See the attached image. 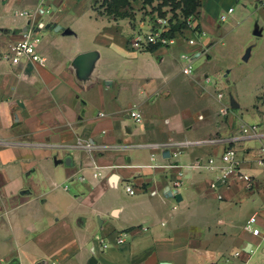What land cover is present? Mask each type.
I'll return each mask as SVG.
<instances>
[{
    "label": "crops",
    "instance_id": "0c3cea01",
    "mask_svg": "<svg viewBox=\"0 0 264 264\" xmlns=\"http://www.w3.org/2000/svg\"><path fill=\"white\" fill-rule=\"evenodd\" d=\"M93 1L0 0V264H264V41L251 82L255 102L214 93L233 79L230 65L225 81L204 82L223 69L211 52L223 43L221 30L243 16L254 23L246 39L233 40V56L249 59L264 38V0H200L202 40L176 35L143 50L128 45L132 18H113ZM129 1L136 16L146 6ZM30 25L40 27L43 61L13 64L5 53ZM184 51L190 74L181 71ZM84 53L90 62L82 73ZM132 107L140 121L129 116ZM212 136L221 140L197 142ZM185 140L194 142L174 155ZM227 146L254 184L231 178L218 197L209 187L216 171L190 164L217 160ZM174 163L188 165L177 189ZM94 164L105 166L100 176ZM252 214L257 233L243 227Z\"/></svg>",
    "mask_w": 264,
    "mask_h": 264
},
{
    "label": "built area",
    "instance_id": "2783aa9c",
    "mask_svg": "<svg viewBox=\"0 0 264 264\" xmlns=\"http://www.w3.org/2000/svg\"><path fill=\"white\" fill-rule=\"evenodd\" d=\"M232 10V7L227 8L226 12H221L219 14V19L223 21L227 17V13ZM142 12V11H141ZM18 15L29 14V11H20L17 13ZM140 16V17H139ZM137 19L134 21V31L128 38V45L132 49L136 50H143L148 49L152 45H165L170 44L173 41V38L176 36V33H180L183 30H187L190 32L189 36H184L183 38L187 41L188 44H196L198 41L202 40V38L206 35V31L202 29L198 22L196 14H189L182 19V26L179 30L174 31L173 36H168L170 32V28L172 25V21L170 20L169 15H164V13H158L157 10H151L145 14H139ZM143 16V17H141ZM179 18V17H177ZM176 21V19H175ZM175 23V22H173ZM40 27L38 26H27L21 32L20 38L15 41L5 53V56L10 60L11 63L16 64L19 63L22 59L30 60V61H38L42 63L43 57L37 51V44L41 40V33L39 32ZM178 35V34H177ZM181 59L183 60V65L181 67V71L185 74H190L193 71V63H192V55L188 52H181L180 54ZM205 83H212L211 76H205L204 78ZM214 85L217 84V81L213 82ZM218 87L216 88V90ZM217 96L221 97L222 92L217 91ZM220 111L222 113H226L228 111L227 106H223ZM103 114L102 112L100 113ZM128 114L132 117L135 121L141 120V113L136 107H132ZM243 131H252L255 130V125L243 126ZM221 139L216 136H212L206 139L198 140L197 142L205 141L208 143H216ZM194 141L185 140L182 143H179L176 146V150H174L173 154L177 155L180 152V145H184L187 143H192ZM152 145L158 146V143H153ZM161 145V144H160ZM166 144H164L165 146ZM83 146L87 149L92 147V143L90 141L83 142ZM153 156V155H152ZM264 159V143L260 147V158L258 162L262 163ZM148 166H163V164H146ZM178 167L176 172V178L173 179V186L177 189L182 182V176L184 173V166L183 164L174 163L171 164ZM193 167H203L207 170H214L216 174L214 178L210 181L209 187L217 193L218 197H221L220 193L218 192L220 186H226L231 178L241 179L244 182V185L247 189L252 188L254 184L253 177L242 170L239 164V159L236 154V150L231 147L227 146L221 152L219 159L216 160L215 157L209 156L205 159L204 162L198 161L196 163L190 164ZM189 165V166H190ZM94 170L92 172L93 176H100L102 174V168L104 165H96L94 164ZM124 189L129 194H134L136 192L135 187L129 183H123ZM256 221V217L254 214L250 215L243 227L244 229L251 231L252 233H257L258 228L254 227V223ZM97 238L100 240L101 246L106 247L109 245L108 241H104L100 239L98 236ZM115 242L117 244L124 242V237L122 233H118L115 238ZM2 264H17L10 261H3ZM37 264H57L54 260H42L39 261Z\"/></svg>",
    "mask_w": 264,
    "mask_h": 264
},
{
    "label": "rangeland",
    "instance_id": "374dc122",
    "mask_svg": "<svg viewBox=\"0 0 264 264\" xmlns=\"http://www.w3.org/2000/svg\"><path fill=\"white\" fill-rule=\"evenodd\" d=\"M102 3L103 0H95L93 1V4L96 5L98 2ZM146 6L140 10L138 15L136 16V13L133 12L132 20L135 21L139 14H145L148 13L151 10H157L158 13H164V15H169L171 23L175 22V19L179 17L180 21L182 22L183 17H186L185 13L183 14V9L185 4L181 0H142ZM196 7L195 9H197ZM236 12H238L237 8H235ZM142 11V12H141ZM195 11H193L194 13ZM189 15V14H188ZM140 17V16H139ZM143 17V16H141ZM254 20H245L244 16L241 19H238V23L236 21L231 25L229 24V33L225 34L222 31L223 43H219L214 46V48L211 50L213 54H215V58L213 61V64L216 66H221L223 69L219 70L218 74H215L213 71L210 72V76L212 78V81H217V85L219 83V80H226V77L224 76V73L226 72V67L224 65H230L232 66L231 74L233 75V79L228 82L227 87H223L221 84H219L218 89L215 90V94L217 91H221L222 94L225 96L228 94L229 90L234 92L235 96L238 97L243 103H253L257 99L256 95L258 92L256 91V87L252 85V81L256 79V67L257 63L255 61V55L258 49L262 46V43L264 41V38H260L258 43L254 46L252 50V54L249 57L248 60L244 61L242 59H236L235 56H233V52L235 49V44L233 43L234 39H246V31H250L253 27ZM180 31V30H179ZM179 36H189L190 32L187 30H183L180 33H176V35ZM177 35V36H178ZM130 36V35H129ZM128 36V38H129ZM252 36L249 34V39H251ZM237 60V61H236ZM209 83L210 85H213L214 83ZM244 113H247L243 109Z\"/></svg>",
    "mask_w": 264,
    "mask_h": 264
},
{
    "label": "trees",
    "instance_id": "16d2710c",
    "mask_svg": "<svg viewBox=\"0 0 264 264\" xmlns=\"http://www.w3.org/2000/svg\"><path fill=\"white\" fill-rule=\"evenodd\" d=\"M150 1V0H149ZM185 4L184 9H183V14L185 15L188 14H194L197 13L196 7L199 6L200 0H181ZM101 5H104V11L106 14L112 16L113 18L117 17H123V16H128L132 18L133 11L130 6V1L129 0H103ZM182 26V22L180 21L179 18H176L175 23H172L170 32L168 33V36H173L175 30H179V28ZM153 46H150L148 49H151Z\"/></svg>",
    "mask_w": 264,
    "mask_h": 264
},
{
    "label": "water",
    "instance_id": "95a60500",
    "mask_svg": "<svg viewBox=\"0 0 264 264\" xmlns=\"http://www.w3.org/2000/svg\"><path fill=\"white\" fill-rule=\"evenodd\" d=\"M88 56L89 54L84 53L77 57L78 67L82 73H84L88 68V65L90 62V58ZM243 58L245 59L246 57H243Z\"/></svg>",
    "mask_w": 264,
    "mask_h": 264
}]
</instances>
